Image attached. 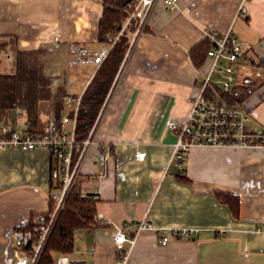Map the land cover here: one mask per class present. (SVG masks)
Here are the masks:
<instances>
[{"label":"crops","instance_id":"obj_1","mask_svg":"<svg viewBox=\"0 0 264 264\" xmlns=\"http://www.w3.org/2000/svg\"><path fill=\"white\" fill-rule=\"evenodd\" d=\"M103 10V0H0V71L7 73L4 57L15 64L17 51H38L53 91L63 88L72 110L94 69L85 83H75L70 48L101 46ZM209 31L231 33L240 46L234 86L254 89L240 106L249 113V131H264V71L254 66L264 58V0H177L172 10L159 4L125 53L77 180L97 201L100 225L76 234L81 252L71 254L86 264H116L115 234L133 233L142 221L150 228L139 234L129 264H264V148L177 152L178 135L169 126L187 119L189 100L210 67L209 57L198 69L190 58ZM60 182L59 163L48 152L0 150V264H13V232L49 211ZM218 191L239 197L237 216ZM175 230L195 233L179 238Z\"/></svg>","mask_w":264,"mask_h":264},{"label":"built area","instance_id":"obj_2","mask_svg":"<svg viewBox=\"0 0 264 264\" xmlns=\"http://www.w3.org/2000/svg\"><path fill=\"white\" fill-rule=\"evenodd\" d=\"M159 4L172 10L177 6V0L130 1L127 5L131 12L130 17L113 43L108 46L101 45L97 49L75 43L70 48L69 65L98 69L120 37L127 39L126 53H131L147 30L149 19ZM206 36L213 46L208 53L211 59L210 67L203 80L198 83L196 95L189 100L191 109L187 119L181 125L169 123L170 128L178 135L176 151L187 152L192 147L264 148V131L253 133L247 127L249 113L242 106L229 107L212 89L218 85L222 90L229 91L237 82L235 63L241 54L240 46L231 33L219 35L217 32L209 31ZM219 74L221 78H216ZM67 84L72 85V81H67ZM80 100L81 97L77 98L72 116L63 115L60 125L51 122L49 127L39 134L30 132L24 122L0 125V150L46 151L58 161L61 172V188L50 194L49 211L34 215L31 224L13 232L15 247L13 264H39L67 198L81 175L88 152L95 145V128L102 110L88 137L83 142H78L76 126ZM66 102L70 103L71 100L67 99ZM16 115L21 116L22 111L17 110ZM145 156L144 152L137 154L139 160H144ZM149 228L150 225L142 221L135 225L133 233L127 234L120 230L115 234L116 264H129L139 234ZM194 233L193 230L173 231V235L179 238H186ZM167 240L164 238L163 243L165 244ZM78 241L80 237L75 235L73 252H81L76 245ZM87 253L93 254L92 250H88ZM57 264L86 263L81 258L69 254L60 256Z\"/></svg>","mask_w":264,"mask_h":264},{"label":"trees","instance_id":"obj_3","mask_svg":"<svg viewBox=\"0 0 264 264\" xmlns=\"http://www.w3.org/2000/svg\"><path fill=\"white\" fill-rule=\"evenodd\" d=\"M130 1L132 0H103V16L98 29L100 45H111L123 29L131 14L127 9ZM212 49L213 46L208 39L192 49L190 58L197 69L204 64ZM2 50H4V44L0 42V52ZM126 50L127 39L120 37L86 88L78 110L76 126L78 142H83L88 137L110 87L115 81ZM14 60L15 71L13 73L7 74L0 71V125L22 122L21 119L25 117L24 123L30 132L42 133L44 129L42 130L41 114L46 105L54 107L51 122L56 125H60L64 113L72 116V110L67 111L66 109V91L63 88L58 89L57 92L53 91V81L43 72L39 63L38 51H17ZM254 66L264 71V58ZM212 89L229 107L242 105L254 91L251 87L236 85L229 91L222 90L218 85ZM17 110L22 111V115L19 116L21 119L16 115ZM60 188L61 182L59 186L56 185V191ZM216 197L230 208L233 215H238L240 199L237 195L218 191ZM96 205L97 201L84 194L76 183L67 198L39 264H57L60 256L73 253L77 233L100 226L96 217Z\"/></svg>","mask_w":264,"mask_h":264},{"label":"rangeland","instance_id":"obj_4","mask_svg":"<svg viewBox=\"0 0 264 264\" xmlns=\"http://www.w3.org/2000/svg\"><path fill=\"white\" fill-rule=\"evenodd\" d=\"M2 61H3V67L2 68L5 69V70H7L5 72L9 73L10 72V69L12 70L13 67L15 68V64H14L13 60H11V62H10V61H7L6 58L4 57L2 59ZM67 67L72 70V73H73L72 74V78H73V80H74L75 83H85L86 82V79H88L90 77V75L92 74L93 69H94V72H93L92 76L95 75L96 71L98 70L97 68H94V67L93 68H91V67H86V68H72V67H70L68 65H67ZM84 70H86L87 73ZM78 75H79L80 78H78ZM63 78H66V76L63 75ZM75 85L76 86H79L78 84H75ZM75 85L72 86V90H75L76 89V86ZM72 107H73V105H70L69 108H72ZM51 109H52V107L50 105H46L42 109V114L41 115H42V118L44 119L43 120V124H42V130L47 127L46 126V120H47V116H49V115L51 116ZM50 119H52V116L50 117ZM21 120H23L22 122H25V117H23ZM22 122H20V123H22Z\"/></svg>","mask_w":264,"mask_h":264},{"label":"bare ground","instance_id":"obj_5","mask_svg":"<svg viewBox=\"0 0 264 264\" xmlns=\"http://www.w3.org/2000/svg\"><path fill=\"white\" fill-rule=\"evenodd\" d=\"M81 67H88V66H81Z\"/></svg>","mask_w":264,"mask_h":264}]
</instances>
